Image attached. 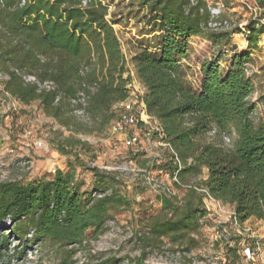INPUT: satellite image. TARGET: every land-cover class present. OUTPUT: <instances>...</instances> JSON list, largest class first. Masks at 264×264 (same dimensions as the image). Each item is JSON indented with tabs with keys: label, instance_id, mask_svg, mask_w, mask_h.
Returning a JSON list of instances; mask_svg holds the SVG:
<instances>
[{
	"label": "trees",
	"instance_id": "trees-1",
	"mask_svg": "<svg viewBox=\"0 0 264 264\" xmlns=\"http://www.w3.org/2000/svg\"><path fill=\"white\" fill-rule=\"evenodd\" d=\"M23 1L0 0V71L8 75L3 92L22 105L37 102L47 116L75 134L101 130L115 116L113 105L129 96L132 80L112 26L119 20L107 19V6L95 0L86 7L80 6L81 0ZM251 2L264 13V0ZM187 3L139 0L148 11L143 16L148 32L155 33L145 42L136 40L134 75L144 89L147 114L156 118L162 140L172 149L167 148L168 157L159 168L170 177L176 173L178 181L173 183L183 186V192L178 196L166 188L159 194L160 210L146 218L139 238L143 248L130 264H147L145 248L161 247L165 240L193 247L192 234L199 232L200 220L208 214V195L232 206L239 225L250 217L264 221V121L252 115L254 86L245 73L264 24L248 19L231 32L205 31L201 25L207 13L199 12L204 2L199 0L186 12ZM233 34L241 35L247 47L238 50L231 45L236 50L228 54L220 45ZM194 35L218 48L201 62L197 88L187 80L180 63ZM85 65L89 69L81 74ZM25 74L36 81H26ZM37 81H51L53 87L40 88ZM83 83H96L87 99L86 120L73 112L72 103ZM75 134L60 142L61 153L69 154L74 146L86 147L87 142ZM224 135L232 140L229 146ZM75 159L77 165H84ZM149 164L145 159L141 167L148 169ZM204 170L206 176L197 183L185 182ZM74 175V163H70L66 171L57 168L36 181H0V222L8 219L19 241L48 242L55 251L52 264H76L75 246L96 239L112 211L133 204L116 171L95 167L96 185L89 194L75 184ZM96 191L106 193L95 197Z\"/></svg>",
	"mask_w": 264,
	"mask_h": 264
},
{
	"label": "rangeland",
	"instance_id": "rangeland-1",
	"mask_svg": "<svg viewBox=\"0 0 264 264\" xmlns=\"http://www.w3.org/2000/svg\"><path fill=\"white\" fill-rule=\"evenodd\" d=\"M226 15L238 19H247L249 12L242 0H225ZM247 2H251L248 0ZM136 0H109L110 12L120 23L115 28L122 40V50L126 56V69L134 74L132 55L140 25L129 17L137 13ZM135 27V29H133ZM141 32V30H140ZM132 38V39H131ZM138 39V38H137ZM141 39V38H140ZM144 42L146 38L142 39ZM215 41V38H212ZM219 41V40H218ZM230 44L238 50L247 47L244 38L235 34ZM260 46V47H259ZM213 46L209 43L189 46V52L183 67L187 80L194 88L200 83L201 62L212 54ZM251 60L246 63L254 91L250 98L264 97V38L259 36L257 47L251 50ZM246 73V72H245ZM131 88L134 96L140 95L142 85L133 75ZM132 96L131 98H133ZM0 181L19 180L22 183L36 181L45 175H51L55 169H68L74 163L75 184L85 194H89L96 185L94 168L112 170L128 161L141 168L148 160L149 171L155 176L162 188H152L133 172L116 171L125 185V192L133 200L130 208L112 211L104 223L101 234L84 246H75L73 258L76 264L93 263L97 260L110 259L107 264H130L137 258L143 248L140 234L145 231L146 218L160 210L159 194L168 188L173 194L182 195L183 186L177 187L166 171H161L159 164L168 157V150L160 144L155 132L154 120L138 124L132 131L137 134L139 142L127 147L124 134L116 132L113 124L117 120L120 106L113 105L115 116L101 130L91 133H73L47 116L37 102L22 105L9 94L3 92V79L0 78ZM264 121V113L253 116ZM69 134L87 142L85 148L74 146L69 154L58 150V145ZM137 153V155H135ZM78 157L84 165H77ZM154 163V164H152ZM206 176V170L200 176L186 178V183H197ZM208 214L202 220L193 247L186 249L183 245L165 240L161 247H146L144 262L147 264H264V221L250 217L239 225L233 217V208L214 198H206ZM12 223L0 222V264H52L55 251L48 242L31 244L24 239L18 240L12 233ZM167 241V242H166ZM250 247V253L247 248ZM236 252V255L233 253ZM9 262V263H8Z\"/></svg>",
	"mask_w": 264,
	"mask_h": 264
},
{
	"label": "built area",
	"instance_id": "built-area-1",
	"mask_svg": "<svg viewBox=\"0 0 264 264\" xmlns=\"http://www.w3.org/2000/svg\"><path fill=\"white\" fill-rule=\"evenodd\" d=\"M91 0H81L80 6L81 7H86L89 5ZM99 1L103 5L107 6L108 8V14L106 15L107 19L111 18V12H110V7H109V0H95ZM204 4L199 7V12H206L207 13V18L205 22L202 23L203 30L209 31V32H214V33H222V32H231L234 28L241 26L246 23L248 19H252L256 21V24H264V13L262 12L261 8L255 6L254 4L247 2L248 0H242V3L247 7V10L249 12L248 18L247 19H238L234 18L230 15H226V2L225 0H202ZM137 6H136V11L137 14L130 16L129 19L135 22V25L139 24L140 30L138 31L137 38L132 40V42L135 44L136 40H139L140 38H151L155 32L149 33L148 30L150 26L144 21L145 15H147L148 11L146 6H141L139 5V0H136ZM199 0H188L187 5L185 6V11L188 12L189 7L191 6H197ZM21 3H24L22 0ZM119 22H116L112 24L116 35L120 41L121 47H122V40L119 38L116 30V26L119 25ZM135 29V27L133 28ZM235 35V34H233ZM232 35V36H233ZM132 39V38H131ZM196 41L205 44L209 43L207 39L202 37L201 35H194L190 38V44L196 46ZM218 48L216 46H213V51H216ZM220 49L223 50L225 53L231 54L235 52L236 49H233L230 41L227 43H222L220 45ZM186 61V58H182L181 64L183 65V62ZM89 69L88 65L83 66L80 69L81 74H85ZM245 72L246 74H249L248 67L245 64ZM131 78L133 77V73H130ZM8 77L6 73H3L0 71V78L5 80ZM24 79L26 81H36V78L32 75L25 74ZM133 80V78H132ZM132 80L131 83L128 84V87L130 88L129 91V96L120 102H117L115 104H119L120 106V111L117 120L113 124V129L116 132L124 134V142L127 147H132L136 145L139 142V138L137 134H135L132 129L137 126L138 124H143V123H148V119L154 120L156 122L155 124V132H157L158 138H159V143L168 148L169 150H172L170 145L162 140V131L160 128V125L158 124V121L156 118L153 116L147 114L144 102L142 100V95L144 92V89L140 92L141 94L138 96H134L135 93L133 92L131 85H132ZM37 84L40 88H52L53 83L51 81H44V82H38ZM82 88L79 89L77 92V95L74 99H72V103L75 104V108L73 112L80 118L86 120L87 115L85 111V107L87 104V99L90 93L94 92L96 89V83H90V84H82ZM134 96L133 98H131ZM58 96L56 97L57 100ZM254 101L256 102V107L252 113L253 116L259 115L264 113V97L259 100V98L254 97ZM114 104V105H115ZM214 133V130L210 132V135ZM224 142L226 145H230L232 143L231 138L228 135L223 136ZM177 159V158H176ZM178 161V160H177ZM178 166L180 165V162L178 161ZM114 169L118 172L123 171V172H133L134 174L140 175V179L144 183H146L148 186L152 188H162L161 182L155 178V176L151 175L149 169L147 168H137L135 167L131 161H128L120 166L117 165L114 167ZM173 181H178L176 173L171 177ZM163 189V188H162ZM166 188H164L165 190ZM104 193L103 191H96L93 192L92 195L95 197H101ZM209 198H212L210 195H208ZM202 221V220H200ZM250 248H247V252L250 253Z\"/></svg>",
	"mask_w": 264,
	"mask_h": 264
},
{
	"label": "crops",
	"instance_id": "crops-1",
	"mask_svg": "<svg viewBox=\"0 0 264 264\" xmlns=\"http://www.w3.org/2000/svg\"><path fill=\"white\" fill-rule=\"evenodd\" d=\"M259 36H263V38H264V33L263 34H261V35H259ZM232 46H233V44H231ZM260 47V46H259ZM255 49H253V51H254ZM250 54H252V52L250 53Z\"/></svg>",
	"mask_w": 264,
	"mask_h": 264
}]
</instances>
